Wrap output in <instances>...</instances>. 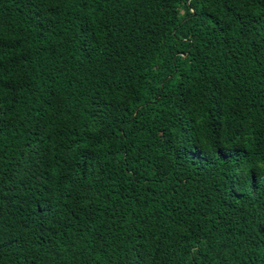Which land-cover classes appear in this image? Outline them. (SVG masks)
<instances>
[{
    "label": "trees",
    "instance_id": "trees-1",
    "mask_svg": "<svg viewBox=\"0 0 264 264\" xmlns=\"http://www.w3.org/2000/svg\"><path fill=\"white\" fill-rule=\"evenodd\" d=\"M0 264H264V0H0Z\"/></svg>",
    "mask_w": 264,
    "mask_h": 264
}]
</instances>
